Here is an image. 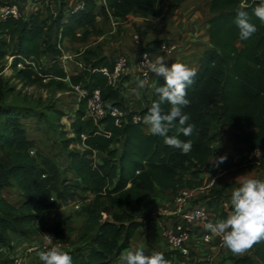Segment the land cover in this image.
<instances>
[{
  "label": "trees",
  "instance_id": "obj_1",
  "mask_svg": "<svg viewBox=\"0 0 264 264\" xmlns=\"http://www.w3.org/2000/svg\"><path fill=\"white\" fill-rule=\"evenodd\" d=\"M20 16H9L0 20V67L14 57L10 68L15 77L24 83L55 87L61 91H73V87L84 85L90 93L99 90L107 107L124 108L122 84L114 88L101 72L113 69L115 59L105 56L101 49L85 50L82 53L83 68L75 75H69L61 64L63 42H87L92 30L95 35L99 17L124 19L137 15L148 19L161 14L160 4L164 0H85L84 8L73 12L66 0H13ZM177 6L188 0H166ZM42 4L30 15L21 12L27 4ZM260 0H211L207 33L210 48L199 62L194 83L187 89L189 106L183 112L189 116V123L195 125L191 136H184L172 129L168 135H176L181 141H192L187 154L168 146L165 138L145 131V125L134 123L138 115L143 120L154 101L159 99L156 88L164 86L159 78L152 96L146 100L139 113H128L121 127L110 115L97 124L87 117L88 98L81 99L71 116V133L66 138L62 132L63 151L67 154L73 173L81 182V192L94 197L86 210V222L81 228L79 247L66 251L72 256L73 264H113L130 249L138 230L144 226L136 212L147 200L161 197L165 192L178 193L181 189H200L203 186L202 173L210 174V181L225 171L250 169L260 165L264 159V23L253 13ZM57 13L51 12L57 7ZM243 9L257 26V32L247 40L239 36L235 24L237 10ZM50 12L54 17L49 28ZM52 29L51 37H46ZM87 30L81 36L78 32ZM138 33L143 35L141 30ZM160 41L147 44L156 46ZM49 65L43 67V57ZM23 66L21 68L20 66ZM1 73V72H0ZM12 92L0 75V247L14 250L12 235L20 241L39 233V226L45 220L48 210L57 206L53 193L57 190V177L43 169L32 155L22 120L32 117V112L7 104ZM165 112L169 105H162ZM61 120L63 113H58ZM216 128L229 133L240 162L220 163L210 161L214 157V144L218 140ZM72 145L83 151L71 150ZM95 153L105 160L94 165ZM260 153L259 156L253 154ZM259 163V164H258ZM18 189L22 202L16 206L4 197L7 188ZM210 188L209 205L218 207L224 200V188ZM66 199L60 193L59 201ZM111 204L114 210H109ZM108 214V219H103ZM223 213L221 219L227 218ZM74 228L67 221L57 223L48 230L63 240ZM145 254L161 252L171 264H182L185 258L177 251L163 252L151 248ZM193 256V254H191ZM235 264H264V242L252 248V254L233 258Z\"/></svg>",
  "mask_w": 264,
  "mask_h": 264
},
{
  "label": "rangeland",
  "instance_id": "obj_2",
  "mask_svg": "<svg viewBox=\"0 0 264 264\" xmlns=\"http://www.w3.org/2000/svg\"><path fill=\"white\" fill-rule=\"evenodd\" d=\"M13 3V0H0V12L2 8L15 6L12 5ZM35 6L36 9L43 11L42 4L38 3ZM76 6L77 4L74 7L69 8L74 9ZM57 10L58 6L53 7L51 12L57 13ZM21 12L26 15H30L31 10L29 13H27L26 8H23ZM46 16L49 18V28H51L55 16L52 17L50 12L46 13L44 18H46ZM48 33L49 34L46 36L47 38L51 37L53 33H56V30L52 29ZM84 47L85 46L82 45V42H75L71 47L68 46V49L70 50L63 48V54H71L74 56V54L81 52L82 48ZM9 59L10 58H7L0 67L1 77L8 84V87L12 89V92L7 96L6 102L8 105L32 112V117L22 120V126L25 131L26 138L30 142L31 148H34L32 149V155L37 158L41 167L49 172L50 177H57L58 191L54 192L53 196L55 199H57L56 203L60 205V207H58V210H60L59 222L66 220L68 225L74 228V231L71 234H66L64 239L60 240L57 238L55 233L48 232V230L54 228L57 225L55 220H51L47 224H40L39 233L34 237L24 241H17L18 238L14 236L16 243L14 250L19 249L18 251L16 250V252L10 253L7 248H4L6 250L7 257L18 256L22 259L23 264H41V261L39 260V253L42 251H47L51 247H58L61 251L66 252L71 248H74V246H80L78 240L80 237V230L86 222V210L93 203L94 197L81 192V182L71 170L69 159L62 147V132H66V138L73 137L70 123L71 116H73L75 110L77 109V95L71 91H61L55 87H42L40 85H31L29 83L20 82L15 77L14 72L9 66ZM42 62L43 67H47L49 65V59H47V56L43 57ZM76 62L77 59L74 57L73 62L61 64L67 68L69 75H75L80 70L76 66ZM58 113L64 114L61 120L58 119ZM215 133L218 134V140L214 144L213 148L214 157L218 159L221 156H226L227 159L225 162L230 164L233 159L230 156V152L225 148H230V146L233 145V140L229 133L222 128H216ZM71 150L83 151L82 147L78 145H72ZM93 160L94 165L99 166V164L105 160V156L98 154L97 156L93 157ZM257 167L259 170L255 173L244 172V175L249 178L264 180V159L260 165H257ZM224 171L225 170L223 169H219L217 174L221 175ZM200 178L203 182L202 188L204 189L201 191L202 194L198 196L194 203L208 207L212 211H216V207L210 206L207 199L210 188H215H207L211 184L210 174L202 173ZM218 182L222 183V177L216 180V183ZM238 186L239 185L234 184V186H232V188L229 190L230 195L225 192L222 198H224V200H228L229 198L231 199L232 191ZM60 193L64 194V197L66 198L64 201L58 200ZM176 194L173 196L168 195L163 197L162 201L166 202L165 208H170V206L173 205ZM149 201H151V204H154L152 200H147V204H145V206L149 205ZM158 206L159 205H154V210L152 211L158 212ZM107 208L109 210L115 209L111 204H108ZM151 212L148 210L146 215H144V217L139 220L144 222V225L146 224L150 230H154L155 227L150 228V225H152L150 223L153 221ZM108 218L109 215L104 214L103 219L105 220ZM47 235L50 237L54 236V238L51 237L52 239L49 240ZM31 244L35 246H32ZM250 254H252L251 250L243 255H234L233 257L236 258L238 256H246ZM4 258L3 260H0V264H6L8 260H5Z\"/></svg>",
  "mask_w": 264,
  "mask_h": 264
},
{
  "label": "crops",
  "instance_id": "obj_3",
  "mask_svg": "<svg viewBox=\"0 0 264 264\" xmlns=\"http://www.w3.org/2000/svg\"><path fill=\"white\" fill-rule=\"evenodd\" d=\"M79 1L80 0H66L68 7H74ZM97 1L100 2V0ZM210 2L211 0H188L180 5L174 6L164 0L159 7L161 14L158 17H150L148 19L133 14L128 15L124 19L110 18L107 20L103 17H99L96 23V30L99 31L100 34L95 35L92 30H89L91 32L88 35L87 43H82L85 47L82 48L81 52L85 50L101 49L105 56L112 57L115 60H117L121 55L126 57L127 73L122 86L124 108L128 113H139L143 110L146 100L151 98L155 84L161 77L154 75L149 80L143 79L137 69L140 50L135 45L133 35L137 32V30H141L146 44L162 40L178 41L180 45L179 52L170 58V62H166L167 66L171 67L172 63L180 62L186 64L190 68L198 70L201 57L210 48V41L207 33L208 21L212 18V14L210 13ZM25 8L27 13L31 10L30 14L37 10L36 6L32 4H27ZM85 32H87V30H81L78 32V35L81 36ZM62 44L63 48L68 49V46L71 47L73 43L65 40ZM138 80L145 81L144 88H137ZM134 89L139 92V98L134 93ZM145 131L150 133L148 125H146ZM232 144L233 145H231L230 148L225 149L230 152V156L234 162H240L242 157L238 153L234 141ZM253 155L259 156L260 153H255ZM258 170V167L250 169L232 168L224 171L221 175H217L214 179H212L211 183H213L216 187L224 188L225 192L230 195L229 190L232 186H234V184L239 185V177L244 175V172L255 173ZM220 177H222V183H216V180ZM201 194L202 192H199V195ZM168 195L173 196L170 192H165L161 197H156L152 200L154 204H151V201H149V205L145 206L147 203L144 202L142 208L138 209L136 212L139 219H142L148 210L150 212L154 210V205H159L157 207L159 211L163 208L165 209L166 202H163L162 199L164 196ZM4 197L16 206H20L23 200L18 189L15 187L5 189ZM58 207H60V205L57 203L55 208L46 212L43 223L47 224L51 220H55L56 224L59 223L60 210H58ZM170 208H174V203L170 206ZM153 212L154 211L151 213ZM230 212L231 210L227 214L229 215ZM167 220L168 219L163 216L157 219L153 218V221L150 223L152 224L150 225V228L155 227L154 230L149 229L146 233H140L141 230L139 229L136 236L132 240L129 250H135L137 248L148 250L154 248L163 252L173 251L162 242L160 237L162 226L165 225ZM14 236L15 235H12V244L15 249L16 243ZM17 241L20 240L17 239ZM31 245L35 246L33 244ZM16 250L18 251L19 249ZM16 250H14L13 253L16 252ZM192 254V258L190 260L185 259V262L182 264H212L206 262L207 256L211 254H215L213 264H235L233 261L234 254L227 249L221 253H215V248L212 246L194 245L192 248ZM241 257L244 256H238L236 258ZM119 258L120 256L113 264H119Z\"/></svg>",
  "mask_w": 264,
  "mask_h": 264
},
{
  "label": "clouds",
  "instance_id": "obj_4",
  "mask_svg": "<svg viewBox=\"0 0 264 264\" xmlns=\"http://www.w3.org/2000/svg\"><path fill=\"white\" fill-rule=\"evenodd\" d=\"M253 13L261 23H264V0H260ZM235 24L242 40L250 39L258 30L243 9L237 10ZM146 56L147 54L144 59ZM146 62L149 71L157 77H163L165 84L156 88L159 99L152 103L144 117V123L148 125L151 134L164 137L168 146L178 148L182 154H187L192 149V141H181L176 135L169 136L168 133L175 129L178 134L191 136L195 130V125L189 123V116L183 109L190 104L187 89L194 83L197 70L180 62L172 63L169 67L164 55ZM144 87L145 81L138 80L137 88ZM134 93L139 98V92L134 89ZM164 104L170 106L167 112L162 107ZM226 159V156H221L218 159L213 157L210 161H215L214 166H218ZM239 178V186L231 193L230 214L225 219L205 224V229L213 235L220 236L224 247L234 255H243L254 245L264 242V180L245 175ZM48 239L52 238L48 236ZM39 260L41 264H73L72 256L58 247L40 252ZM119 264H171V261L161 252L147 255L143 248H137L121 254Z\"/></svg>",
  "mask_w": 264,
  "mask_h": 264
},
{
  "label": "built area",
  "instance_id": "obj_5",
  "mask_svg": "<svg viewBox=\"0 0 264 264\" xmlns=\"http://www.w3.org/2000/svg\"><path fill=\"white\" fill-rule=\"evenodd\" d=\"M85 0H80L77 6L72 9L73 12H77L84 8ZM9 16L18 18L20 12L17 6H11L2 8L0 12V20H4ZM115 25V24H114ZM133 40L136 47L140 50V57L137 63V69L144 80H149L154 76V73L149 71L146 61H154L158 56L164 55L165 61L170 62V58L179 52L180 45L178 41L162 40L156 46L148 47L144 41L143 36L136 32L133 35ZM82 53L71 55H62L60 58L61 63L73 62L74 57L77 59L76 66L79 69L83 68ZM147 54L146 59H144ZM14 57H10V65ZM9 65V66H10ZM23 68V66H20ZM64 67V66H63ZM66 70L67 68L64 67ZM68 71V70H67ZM101 72L107 77L109 85L117 88L125 80L127 73V60L126 57L121 55L115 61L113 69H102ZM73 93L77 95V101L88 98L87 105V117L92 119L95 124L99 120L110 115L115 119V124L118 127L126 122L127 112L120 107H107L103 101L101 92L99 90L89 92L84 85H77L73 87ZM134 123H142L145 125L144 120L136 115L133 117ZM146 127V125H145ZM94 156H97L95 153ZM211 183L207 188L213 187ZM200 189H181L178 191L174 198V208H165L160 211L151 213V217L157 219L161 216L167 218L165 225L162 226L161 240L162 242L173 251L179 252L185 259L190 260L192 258L193 246H212L215 248V253H221L226 248L223 245L222 238L218 235H213L210 231L205 229V224L212 222L215 223L221 220L223 213H228L231 210L230 198L228 200L220 201L216 211H212L210 208L195 204L199 196ZM199 213V215H197ZM140 232L146 233L149 228L145 224L140 228ZM54 238V236H51ZM1 259L8 260L6 264H23L22 259L18 256H6V250L4 247L0 248ZM215 254L207 256L206 262L214 263Z\"/></svg>",
  "mask_w": 264,
  "mask_h": 264
}]
</instances>
